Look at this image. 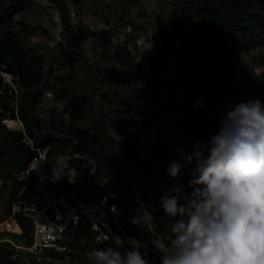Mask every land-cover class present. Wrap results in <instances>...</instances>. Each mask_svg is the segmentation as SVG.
<instances>
[{
	"label": "rangeland",
	"instance_id": "rangeland-1",
	"mask_svg": "<svg viewBox=\"0 0 264 264\" xmlns=\"http://www.w3.org/2000/svg\"><path fill=\"white\" fill-rule=\"evenodd\" d=\"M61 3L59 7L54 0H24L22 8L0 25V37L9 32L28 56L39 57L40 79L26 102L38 119V135L62 137L60 125L72 122L87 133H101L103 155L74 152V141L68 149L55 154L53 161L59 159L58 165L68 162L77 181L89 177L96 185L124 189L129 183L143 191L146 199L141 205L155 208L153 221L164 227L158 232L167 233L168 223L175 218L165 217L160 208L161 193L179 185L191 193L187 172L193 165L182 168L179 179H169L166 168L172 160L182 162L179 149L190 153L194 141L207 142L215 135L223 113L238 103L257 99L260 86H264V21L244 30L251 23L242 16L241 9L248 5L237 3L234 7L235 0H61ZM228 3L231 20L222 30L230 49L220 59L223 70L212 92V101L195 107L201 92L189 84L188 72L195 56L204 61L212 48L209 33L212 24L207 19L214 14L210 9L213 7L220 17ZM172 11L182 13L185 23L171 48L161 53L156 17L167 18ZM62 14L70 30L83 27L94 32L74 48L72 57L66 55L73 48L68 43ZM241 31L247 40L237 38ZM152 71H157L159 78L148 81L145 75ZM0 78V105L8 99L13 112L8 109L6 115L20 122L18 111L25 90L18 75L5 66L0 67ZM75 94L81 98L78 109L68 105ZM12 95L14 99L10 101ZM2 106L0 110L4 109ZM7 119L11 118L1 123ZM15 119L8 121L11 129L5 127L19 131L21 126L12 125ZM126 133L133 135L135 155L123 162L120 153ZM108 156L124 169V179L98 171V160ZM74 157L81 158L73 163ZM31 173L27 169L0 173V264H91L86 254L98 249V244L68 234V249L61 256H33L26 250L32 240L31 230L19 233L2 229L9 207L11 214L16 206L40 208L43 197L34 194ZM139 235L138 240L147 249L153 247V235L146 228Z\"/></svg>",
	"mask_w": 264,
	"mask_h": 264
},
{
	"label": "clouds",
	"instance_id": "clouds-1",
	"mask_svg": "<svg viewBox=\"0 0 264 264\" xmlns=\"http://www.w3.org/2000/svg\"><path fill=\"white\" fill-rule=\"evenodd\" d=\"M178 151L182 162L172 160L167 176L179 179L181 169L193 165L187 172L192 191L184 185L162 191L160 208L175 218L167 233L156 231L155 208L141 205L131 220L153 233L160 264H264V102L234 105L207 142L194 141L190 153ZM127 242L130 250L92 249L87 258L91 264H149L141 251L146 245L136 238Z\"/></svg>",
	"mask_w": 264,
	"mask_h": 264
},
{
	"label": "trees",
	"instance_id": "trees-1",
	"mask_svg": "<svg viewBox=\"0 0 264 264\" xmlns=\"http://www.w3.org/2000/svg\"><path fill=\"white\" fill-rule=\"evenodd\" d=\"M59 7H62L61 0H54ZM24 0H0V25L7 23L12 16L18 12L23 6ZM237 3L247 4L242 10V16H245V20L251 23L244 30H248L250 26L255 28L259 23L264 21V0H235V6ZM7 4V5H5ZM233 5V4H232ZM225 6V5H223ZM229 3L226 4V10L223 15L218 17L215 9L212 7L210 10L213 12V17H208L207 22L211 25L209 33L212 41V48L207 53L208 55L203 61L195 56L188 72L189 84L201 92V98L199 102L202 104L212 101V92L218 86V78L223 70L222 54L230 49L229 45L225 41L224 32L222 27L227 24L229 19ZM64 28L68 32V43L73 50L66 53L68 57H72L75 54L74 48H77L80 42L92 36L94 32L88 28H79L76 31L69 29L67 18L65 15H61ZM184 16L178 11H172L167 18L161 16L156 17V28L161 38L160 52L163 53L171 48L175 39L182 33L184 26ZM243 28L240 27V29ZM249 31V30H248ZM237 38L239 40H247L244 32L238 33ZM6 67L10 72L18 75L19 83L24 88L25 93L23 102L20 105L18 114L19 119L22 122V127L27 136L32 140L36 146H49L48 157L54 156L55 154L65 151L74 142L73 151L78 153H88L92 156H101L104 153L103 142L101 140V133L90 134L84 129L76 127L74 123H68L67 125L61 124L59 133L62 137L55 135H46L40 138L38 135V119L29 111L27 107V100L34 94L32 87L40 79L39 71V57L35 55L28 56L22 49L18 39L11 35L9 32L3 34L0 37V67ZM114 74H118V71L111 69ZM148 81L159 78L157 71H152L150 75H145ZM1 87V78H0ZM14 94V93H13ZM1 98V96H0ZM12 95L10 101H13ZM257 99L264 102V86L261 85L259 88ZM1 101V99H0ZM2 102V101H1ZM81 103V98L78 95H72L68 101L70 108L78 109ZM2 106V105H0ZM4 109L0 110V173L3 171L18 169L26 170L28 164L34 155V151L24 141V135L21 130H9L11 129L8 125V121L15 119L14 116L8 117L6 111L9 109L13 112L12 106L9 105V100L3 102ZM6 118V121L2 120ZM9 129H7L6 127ZM121 160L127 161L130 157L135 155V145L133 135L126 133L123 138V147L121 149ZM76 159V160H75ZM78 157H74L71 160L73 163L78 162ZM98 171L100 173L108 174L114 178L124 179L126 172L122 167L114 162L113 157L108 156L105 159L98 160ZM33 175L34 181V194L43 197L45 199V188L43 184L37 179L35 174ZM128 188L122 187H111L108 184L96 185L89 177L83 178L74 184L64 182L62 183L61 192L73 190L77 193L78 197L82 200L89 199L93 196L107 194L109 199L115 202L123 211L124 217L130 228V238L139 239V234L143 231V227L133 225L131 223L132 218L137 214V210L140 208L141 203L146 199L143 191L138 190L136 187L127 184ZM137 191V193L135 192ZM16 191L12 193L14 196ZM11 214V208L7 211V217ZM16 220L20 225L22 232H28L32 230V223L29 217L23 215L21 212L15 214ZM156 231L163 229V224L157 220L154 221ZM150 233V232H149ZM71 235L75 239H83L86 242H90L91 233L86 223L69 229L66 235ZM150 235V234H149ZM139 241V240H138ZM99 248L115 247L111 243L98 244ZM120 250V249H119ZM121 251V250H120ZM122 252V251H121ZM149 264H160L161 257L154 252H149ZM61 256V255H56Z\"/></svg>",
	"mask_w": 264,
	"mask_h": 264
},
{
	"label": "built area",
	"instance_id": "built-area-1",
	"mask_svg": "<svg viewBox=\"0 0 264 264\" xmlns=\"http://www.w3.org/2000/svg\"><path fill=\"white\" fill-rule=\"evenodd\" d=\"M21 131L24 141L34 151L27 171H31L45 188V199L40 208H20L16 209L6 217L1 223V227L9 232H21L20 225L15 214L21 212L30 218L32 223V240L26 247L29 254L33 256L56 257L62 255L68 249V237L66 232L81 223H86L91 233V244L111 243L122 252L130 250L128 238H130V228L124 217L122 209L109 199L107 194L93 196L82 200L73 190L61 192L62 182L71 184L77 182L75 170L66 162L58 165L55 156L48 157L49 146H36L27 136L20 121ZM81 158V157H80ZM67 166L72 172V179L68 178ZM54 173L59 175V179L54 177ZM84 178V177H82ZM29 209V213L26 212ZM18 228L19 231H16ZM153 235V233H151ZM120 238L123 243L120 245ZM147 252L152 251L161 257V254L153 246L149 249H141Z\"/></svg>",
	"mask_w": 264,
	"mask_h": 264
},
{
	"label": "bare ground",
	"instance_id": "bare-ground-1",
	"mask_svg": "<svg viewBox=\"0 0 264 264\" xmlns=\"http://www.w3.org/2000/svg\"><path fill=\"white\" fill-rule=\"evenodd\" d=\"M12 125H13V127H15V128H19V126H20V122H18V121L15 119ZM65 169L68 171V178H70V173H71L70 169H69L67 166H65ZM70 179H72V178H70ZM15 230H16V231H19L18 228H15Z\"/></svg>",
	"mask_w": 264,
	"mask_h": 264
},
{
	"label": "crops",
	"instance_id": "crops-1",
	"mask_svg": "<svg viewBox=\"0 0 264 264\" xmlns=\"http://www.w3.org/2000/svg\"><path fill=\"white\" fill-rule=\"evenodd\" d=\"M159 233V232H158Z\"/></svg>",
	"mask_w": 264,
	"mask_h": 264
}]
</instances>
